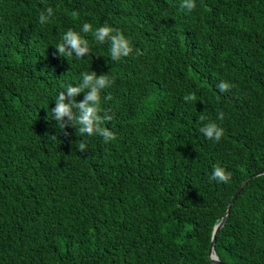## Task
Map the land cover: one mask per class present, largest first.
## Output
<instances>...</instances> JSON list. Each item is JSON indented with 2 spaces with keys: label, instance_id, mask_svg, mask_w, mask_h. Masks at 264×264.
<instances>
[{
  "label": "trees",
  "instance_id": "16d2710c",
  "mask_svg": "<svg viewBox=\"0 0 264 264\" xmlns=\"http://www.w3.org/2000/svg\"><path fill=\"white\" fill-rule=\"evenodd\" d=\"M179 5L0 0V264H215L214 227L250 176L216 251L264 264V0ZM47 7L55 17L41 26ZM85 22L122 31L133 53L111 61L104 43L81 60L59 55L61 34ZM91 70L115 77L103 107L116 139L89 137L85 153L47 116ZM209 121L225 130L219 142L199 131ZM213 166L231 179L209 180Z\"/></svg>",
  "mask_w": 264,
  "mask_h": 264
},
{
  "label": "clouds",
  "instance_id": "9594fccd",
  "mask_svg": "<svg viewBox=\"0 0 264 264\" xmlns=\"http://www.w3.org/2000/svg\"><path fill=\"white\" fill-rule=\"evenodd\" d=\"M180 8L186 13H191L198 6V0H180ZM75 15V13L73 14ZM55 17L53 7H47L38 16V23L41 26L49 24ZM91 34V42L87 34ZM107 43L108 56L111 61H120L133 53V44L129 37L122 31L114 28L108 23L94 26L90 23H83L80 29H68L61 34L59 41L55 44L58 54L68 58L74 57L77 60L84 59L89 54L93 45ZM115 77L106 73L97 74L96 71H82L76 81L68 83L60 90L54 98L55 106L48 111L47 119L55 121L56 126L61 130L67 127L75 129L77 136L82 137L77 149L87 152L86 140L89 137H99L105 143L116 139V132L106 126L112 119L110 113L103 107L105 90L112 87ZM219 93L230 90L232 85L228 81L218 84ZM84 93L83 100L77 101L79 93ZM192 95H186L184 100L191 102ZM223 113L220 114L222 118ZM200 120L205 117L200 116ZM199 131L205 138L219 142L224 136V128L214 121L204 123ZM56 139L55 136L52 137ZM231 179V173L223 166H213L209 180L227 183Z\"/></svg>",
  "mask_w": 264,
  "mask_h": 264
},
{
  "label": "water",
  "instance_id": "95a60500",
  "mask_svg": "<svg viewBox=\"0 0 264 264\" xmlns=\"http://www.w3.org/2000/svg\"><path fill=\"white\" fill-rule=\"evenodd\" d=\"M262 174H264V170L255 173L254 176H258V175H262ZM250 178H251V176L246 178L242 182V184L239 186L237 192L235 193L231 202L228 205L226 213L222 216L220 222L217 223L214 227L213 235H212V242H211V246H210V250H209V257L215 264H229V263L222 261L217 254V251H216V234L224 226V224H225V222H226V220L230 214V209H231L233 203L235 202L238 194L242 191V189L244 188V186L246 185V183L249 181Z\"/></svg>",
  "mask_w": 264,
  "mask_h": 264
}]
</instances>
